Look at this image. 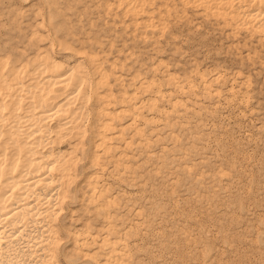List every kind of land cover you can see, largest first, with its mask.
I'll use <instances>...</instances> for the list:
<instances>
[{
    "label": "rangeland",
    "instance_id": "374dc122",
    "mask_svg": "<svg viewBox=\"0 0 264 264\" xmlns=\"http://www.w3.org/2000/svg\"><path fill=\"white\" fill-rule=\"evenodd\" d=\"M124 1L0 0L1 75L42 52L83 78L80 128L43 136L72 159L43 264H264V35Z\"/></svg>",
    "mask_w": 264,
    "mask_h": 264
},
{
    "label": "bare ground",
    "instance_id": "6f19581e",
    "mask_svg": "<svg viewBox=\"0 0 264 264\" xmlns=\"http://www.w3.org/2000/svg\"><path fill=\"white\" fill-rule=\"evenodd\" d=\"M137 1H124L130 14L134 12L135 15L140 10L141 6L136 4ZM194 2L225 21L234 19L238 26L264 35V0ZM36 55L31 70L25 66H14L9 73L10 79L0 74V122L3 121L0 123V264H43L42 260L53 256L56 239L49 222L61 209V191L65 187L63 183L69 174L66 171L72 159L70 155L69 159L66 158L67 152L57 150L58 152L52 153L49 148L43 149V146H47L51 141L45 139L44 134L48 135L52 130L48 124L50 117L57 119L59 130L70 127L72 131V127L80 128L78 118L81 107L74 105L75 101H79L84 95L78 89V82L83 79L77 73L78 68L73 66L60 72L62 64L42 52ZM22 75L27 79L23 80ZM118 79H115V82ZM56 92H60V98L61 94L63 97L59 99L57 96V100V97L52 95ZM130 101L127 102L131 106V126L135 124L133 120H136L140 102L136 105L133 99ZM6 118L8 121L4 122ZM62 119L67 120L61 123ZM26 121H29L30 127L28 130L26 127L21 129ZM103 136L98 146L106 148L107 136ZM79 240L81 243V239ZM80 243L79 245H82ZM32 255L37 260L30 263L33 260Z\"/></svg>",
    "mask_w": 264,
    "mask_h": 264
}]
</instances>
